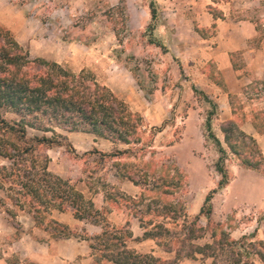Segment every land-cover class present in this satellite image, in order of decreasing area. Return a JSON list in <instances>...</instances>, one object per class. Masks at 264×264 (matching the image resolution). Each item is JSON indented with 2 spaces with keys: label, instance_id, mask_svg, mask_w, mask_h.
Segmentation results:
<instances>
[{
  "label": "rangeland",
  "instance_id": "374dc122",
  "mask_svg": "<svg viewBox=\"0 0 264 264\" xmlns=\"http://www.w3.org/2000/svg\"><path fill=\"white\" fill-rule=\"evenodd\" d=\"M256 1L248 14L235 15L250 19L258 31L244 53L233 54V66L239 73L238 77L244 79L240 82L239 94L228 97L230 113L223 115L214 98L184 81V74L177 69V60L172 58L167 46L161 42L162 37L155 31L162 21L160 6L154 0H0V28L8 31L31 58L50 62L56 59L62 62L59 65L66 70L74 74L84 71L103 86H106L104 80H107L112 88L120 91L116 93L106 87L141 117L137 128L138 144H113L83 132H72L75 135L69 139V132L57 128L56 132L64 137L62 146L42 148L37 152L48 157V170L52 174L69 181L93 204V200H100V208L95 204L94 207L104 212L100 218H105L116 228L117 236L128 231L131 233L125 241L126 248L169 264L211 263L200 255L193 259L183 257L175 260V250L180 247L175 241L176 238L182 241L190 234L195 219L197 229L203 227L205 234L193 239V244H212L213 233L216 234L214 241L220 236V231L214 230L218 228L215 227L217 222L212 218V213L207 218L199 216L205 196L216 188L220 179L214 168L220 154L205 130L208 113H213L210 117L211 130L225 150L224 167L230 177L229 171H235L237 165L245 168L242 162L245 158L251 161L261 159L263 163L255 140L253 143L248 139L234 138L239 157L224 143L220 129L224 123L233 121L243 132L241 127L246 122L258 125L264 117V0ZM150 3L156 11L153 20ZM66 44H77V50L69 54L65 49ZM207 70L210 72L211 68ZM220 80L219 75L214 77V81L223 89ZM129 82L133 85L130 88L127 85ZM193 88L197 90L196 93ZM200 92L215 104L214 108ZM257 115L260 119L255 121ZM0 116L6 121L17 119L3 111ZM259 129L264 131V126H259ZM35 135L41 136L43 133L27 130L28 137ZM46 135L51 137L50 133ZM8 139L12 141L11 136ZM126 149H129V153L114 159L107 156ZM115 162L120 166H115ZM0 166L8 167L10 162L0 157ZM120 170L133 177L138 185L121 178L118 175ZM230 177L229 183L232 180ZM123 182L136 187L135 190L128 187L124 192ZM247 184V179L240 177L233 186V197L239 198V202L249 188ZM0 198L5 199L2 190ZM223 203L220 200L216 204L219 207L217 218L221 216L219 205ZM5 206L13 209L17 216L15 222L11 221L0 207V264H39L37 260L36 263L31 261L32 256L44 255L46 243L58 244L66 240L72 241L69 243L73 247L59 249V252L65 251L64 256L73 251L75 253V248L80 245L91 257V264H112L105 258H110L108 256L116 251H105L99 247L101 242L92 239L103 230L101 226L93 225L92 219H74L71 210L63 216L57 211H50L45 214L43 225H49L54 220L68 226L75 236L90 240L78 237L56 239L52 228L45 231L36 227L26 211L19 210L7 199ZM235 221L234 214H229L225 224L231 227ZM132 229L139 234L137 237H134ZM161 229L168 231L157 240L162 246L150 241L139 245L140 250L147 252L133 248L141 240H146L142 239L143 233L150 231L158 234L162 232ZM197 229L194 230V237L200 235ZM222 229L228 233L225 228ZM245 237L247 253L251 251L249 243L256 244L258 241L253 240V234ZM91 245L96 250L91 249ZM169 248L173 250L167 253ZM188 248V243H185L182 255L187 253ZM237 251L243 253L241 248ZM80 259L81 256H78L71 264H81ZM245 259L243 256L242 261ZM250 262L261 264L254 256Z\"/></svg>",
  "mask_w": 264,
  "mask_h": 264
},
{
  "label": "trees",
  "instance_id": "16d2710c",
  "mask_svg": "<svg viewBox=\"0 0 264 264\" xmlns=\"http://www.w3.org/2000/svg\"><path fill=\"white\" fill-rule=\"evenodd\" d=\"M149 10L153 20L156 11L152 3L149 4ZM209 10L213 12L214 17L217 16L213 8L210 7ZM255 30L258 31L256 27ZM195 31L203 38L207 36L205 30L195 27ZM262 84L264 85V81ZM193 92L196 93L197 90L193 88ZM200 94L207 103L215 107L206 95L202 92ZM2 111L11 113L17 118L13 121H6L0 116V157L10 162L8 167L0 166V190L4 191L5 199L19 210L26 211L32 217L36 227L44 228L45 231L52 228L56 239L78 236H75L68 226L54 220L49 225H43L44 216L50 211L65 213L71 210L74 219L80 221L92 219L93 225L103 228L102 232L92 239L101 242L99 247L103 250L116 251L108 256L110 258L104 257L112 264H169L151 255L139 254L126 248L125 241L130 238L131 233L128 231L124 235L117 236L116 228L111 226L105 218H100L104 212L95 209L93 202L85 199L81 192L70 185L69 181L52 174L48 170V157L37 153L42 148L62 146L64 137L56 132L57 128L69 133L92 134L113 144H138L140 138L137 135V128L142 120L139 115L133 113L109 88L96 83L90 74L84 71L74 74L55 62L42 58H31L29 52L25 51L8 31L0 28V112ZM212 114L208 113L205 130L207 137L213 140L220 154L214 166L220 179L216 188L204 198L199 216L205 218L212 213L213 195L228 185L230 177L224 167L225 150L211 130L210 117ZM259 119L260 116L257 115L255 121ZM252 125L258 133H264L259 129V126H264V117L260 119L258 125L254 122ZM28 129L38 131L43 135L28 137ZM220 129L224 136V143L239 157L240 154L235 149L234 138L248 139L254 143V139L242 132L233 121L224 123ZM48 133L51 137H47ZM8 136L12 137V141L8 139ZM126 153H129V149L115 151L107 156L114 159ZM242 162L247 169L264 172L261 159L251 161L245 158ZM115 166H120V163L115 162ZM119 172L118 175L121 178L129 180L135 186L138 185L133 177L125 175L122 170ZM5 199L0 198V207L10 220L15 222L16 212L5 206ZM106 199L111 198L106 197ZM215 227L218 229L214 230L220 231L218 240L214 241L216 234L213 233L212 244L195 245L192 240L199 239L205 234L203 227L197 229V219H195L190 234L182 241L176 238L175 244L180 247L175 250V260L178 261L183 257L193 259L196 255H200L210 260V264H218L219 260L225 264H254L250 262L254 256L261 264H264V241H258L256 244L249 243L248 247L251 251L245 253L246 237L235 241L229 238L222 226L217 224ZM196 229L200 231V235L194 237ZM161 230L162 232L158 234L145 232L142 239H151L158 246H162L157 243V240L162 237V233L168 231L167 229ZM78 238L90 240L84 236ZM185 243H188L189 248L187 253L182 255ZM90 247L96 250L94 245ZM240 248L243 253L237 251ZM98 250L101 251V249ZM172 250L169 248L166 251L170 253ZM243 256L246 258L244 261H242Z\"/></svg>",
  "mask_w": 264,
  "mask_h": 264
},
{
  "label": "crops",
  "instance_id": "0c3cea01",
  "mask_svg": "<svg viewBox=\"0 0 264 264\" xmlns=\"http://www.w3.org/2000/svg\"><path fill=\"white\" fill-rule=\"evenodd\" d=\"M161 9V23L155 30L162 37L163 46H167L169 53L177 61L176 66L179 72L184 74V81L193 84L195 88L202 90L206 95L215 99L219 104L221 114L230 113L228 97L231 94H239L241 91L240 82L244 77L239 78L237 69L233 66V54L244 53L249 43L254 40L256 25L247 17L236 13H249L250 7L256 4V0H154ZM213 8L217 16L209 8ZM239 8H242L240 11ZM195 27L206 31L203 38L195 31ZM77 44H66L65 49L69 54L77 50ZM44 58V56H42ZM57 64L60 61L53 59ZM64 62V61H63ZM120 66V65H119ZM215 70L214 73L207 69ZM125 69V68H124ZM127 72V69H125ZM131 79L133 76L127 72ZM219 75L222 80L220 84L214 81V77ZM187 77V78H186ZM131 79H128L131 81ZM220 80V81H221ZM104 85L113 92H119L117 88H112L107 80ZM132 87V83L127 84ZM138 99V98H137ZM241 129L245 134L252 137L257 143L263 159L264 166V133H258L250 122H246ZM75 133H68V138ZM232 180L229 185L216 193L212 199V218L228 231V236L232 240H239L242 237L253 234V240L264 241V172H257L237 165L235 171H229ZM240 177L247 179V190L239 198L233 197V186L237 184ZM122 190L127 192L130 187H136L126 182L121 183ZM253 184V186H252ZM129 190V189H128ZM236 196V195H234ZM231 198V199H230ZM225 199V200H224ZM225 202L219 205L221 208L220 218L216 206L219 201ZM95 206H99L100 200H93ZM229 214H234L235 221L231 227L225 222ZM64 213H60L63 216ZM243 221L240 222V220ZM133 230V229H132ZM134 232V230H133ZM134 237L139 234L134 232ZM142 235V233H141ZM153 240H141L138 246L133 247L140 250L139 245L148 244ZM70 240L64 242H48L45 245L44 255H33L32 260L39 264H71V262L81 256V264H91L92 260L83 247L78 245L72 254L64 256V250L59 249L73 247ZM151 248V247H150ZM153 248V247H152ZM53 249H56V251ZM88 252V251H87ZM67 254V253H66Z\"/></svg>",
  "mask_w": 264,
  "mask_h": 264
}]
</instances>
